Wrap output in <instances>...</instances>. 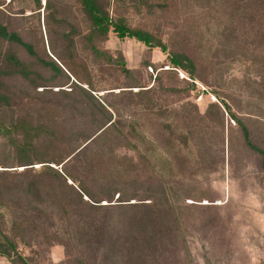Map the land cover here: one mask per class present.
<instances>
[{
    "label": "rangeland",
    "instance_id": "374dc122",
    "mask_svg": "<svg viewBox=\"0 0 264 264\" xmlns=\"http://www.w3.org/2000/svg\"><path fill=\"white\" fill-rule=\"evenodd\" d=\"M101 1L113 23L150 34L166 53L133 39L120 40L111 30L104 39L79 0H50L40 18L34 0H0L1 24L36 54L0 39V95L8 98V104L0 103V185L40 183L44 193L57 199L38 208L56 213L60 204L72 203L77 214L42 219L41 229L32 232L21 222H35L33 216L26 219L34 205L25 201L23 216L16 208L20 201L6 200L0 221L7 235L28 264H264V171L231 118L243 121L251 141L264 150L262 77L234 45L215 35L225 19L216 15L222 22L212 20L207 8L193 0ZM172 53L194 60L193 79L180 70L170 74ZM7 54L41 78L35 84L24 79L6 63ZM38 59L73 67L82 80L69 74L67 83L55 78ZM160 75L162 86L155 79ZM59 80L64 87H53ZM71 83L99 103L117 107L112 120L124 125L118 127L122 134L110 133L87 151L88 156L105 148L102 155L110 156L97 160L106 162L102 170L107 181L122 190L125 201L115 213L90 215L99 222L112 218L119 227L94 231L90 246L85 232H77L89 222L83 218L87 207L80 206L76 194L85 186L98 193L108 182L100 174L96 181L87 176L85 156L73 158L74 144L68 146L67 139H76L82 130L95 131L103 120L83 107ZM16 146L26 152L17 154ZM25 155L32 165L18 164ZM117 196L100 205L118 204ZM82 200L87 201L83 194ZM13 222L24 231L13 230ZM67 226L76 228L75 233L68 236Z\"/></svg>",
    "mask_w": 264,
    "mask_h": 264
},
{
    "label": "trees",
    "instance_id": "16d2710c",
    "mask_svg": "<svg viewBox=\"0 0 264 264\" xmlns=\"http://www.w3.org/2000/svg\"><path fill=\"white\" fill-rule=\"evenodd\" d=\"M106 1V0H105ZM194 3L199 8H207L208 15L211 16L212 20H216L219 22H222V20L214 19L216 15H218L220 18H224L225 22L222 24V26L218 25L214 29V33L216 36H218L221 40H223L227 45H234V47L238 50V54L242 56L248 63L249 67H251V70L255 72L259 77H262L261 86L264 85V0H193ZM42 2H44V6H42ZM223 2V3H222ZM80 6L83 9V12L90 18L92 25L95 29L99 31V34L103 36L104 39L107 38L108 33L110 30L117 36L118 39L122 40L124 38L133 39L144 46H146L149 50L152 49H159L162 53H166V47L161 43H153V39L150 34L139 31V30H131L129 28L124 27L120 23H113L112 20L109 17L108 12L105 9V5H103L101 0H79ZM223 4V6H222ZM219 5V7H218ZM222 7V8H221ZM50 8V0H34V13L37 14V16L40 18V10L43 9V11H47ZM40 21V19H39ZM221 24V23H220ZM201 34V32H200ZM0 39L15 43L17 45H20L25 49V51L30 55H36L32 46L24 43L22 39L16 34V33H9L7 31V28L1 24L0 22ZM6 59V63L9 64L14 71L18 72L24 79L29 80L33 84H35L38 79L41 78L40 73H38L35 70H32L31 67L26 64L25 62H22L19 60L16 56L12 54L4 55ZM71 64V62H69ZM169 63H170V74H173L172 72H175L177 70L183 71L187 73L189 76V79H193L194 72H195V63L194 60L189 57H187L184 54H177L172 53L169 55ZM38 64L42 68H47L50 71L53 72L54 77H63V79L66 80V83L69 81V75L75 76L78 80H80V75L77 73L73 67H66L63 65V68L60 67L55 61L48 59H38ZM62 64V63H61ZM144 65H149V68H151L150 63L146 62ZM123 70L125 73H129L127 69L124 68V64H122ZM67 74H69L67 76ZM54 79V78H53ZM159 85H163L162 80L163 76L160 75V77H155ZM82 80V79H81ZM66 83L57 82V85H53V87H64ZM73 85V83H71ZM38 87L39 84H36L35 87ZM75 89L78 90L80 97H81V103L83 107L90 111L93 116H96L95 112L99 113L102 118V124L100 121L99 126L95 131H90L88 133H85L83 130L79 131L77 133L76 139H67V145L73 146L71 155H74L73 158L80 160L81 156L84 155V171L87 173V176L97 180L96 175L100 174L99 179L105 182L107 181V176L105 175L104 170H102V164L105 163H99L97 160V157H105L108 158L109 156L102 155V152H105V148L103 149H95L93 152L90 153V155L87 156V151L89 149H92L93 146H95L98 143V140H101L102 137H106L108 134H122L119 133V128L121 125V122L119 119H116L113 121L112 116L113 114L116 115L118 112L117 107H114L112 105L108 104H102L99 103L88 91L81 88L78 85H73ZM144 86H141V88ZM132 88V87H130ZM138 88V87H133ZM146 88V87H145ZM163 88V87H162ZM152 88L141 90L140 94L144 95L146 92L150 91ZM163 91H166L168 89L163 88ZM169 90L174 91L175 88H169ZM72 91V90H71ZM5 102L8 104V98L5 95H0V103ZM222 105L224 108L228 111L230 109L228 106L222 102ZM231 118L236 122V124L239 126L244 145L247 149L254 152L261 158V168L264 171V150L256 146L250 138V132L247 128V126L235 117V115H231ZM119 125V126H118ZM120 128H124V125L122 124ZM101 133L95 137V135L100 132ZM190 133V132H189ZM23 147V146H22ZM15 148V151L17 154H24L25 149L24 148ZM98 147V146H97ZM18 149V150H17ZM99 151V152H95ZM24 157V158H23ZM23 157L18 158V164H21V166H27L32 165L33 163L29 161V158L25 155ZM48 172H53V169L47 167ZM56 175L58 173L54 172ZM58 178H61L60 175H58ZM102 185V184H101ZM40 183L38 186H27V185H0V206L6 207V200L11 202V199H17L20 201L19 204H16V208L18 210H22L23 216L27 212L25 211V208L23 207L24 202L28 201L29 203H32L34 205L33 208H31L28 212L29 217L26 219H29L30 217H34L35 222H27L22 221V225H26V229L28 231L32 232H38L41 229L40 221L42 219H53L55 215H62V216H75L77 215L74 211H72L73 207H75L72 203H62V208H60L58 211H53L51 208L50 210L46 209H40L38 208V205H43L46 203V200H52L57 199V195L55 194H48L44 193L41 189ZM118 194L117 196V203L116 205H107V206H101L100 203L103 200H109L112 201L114 194ZM82 194L87 197V201L82 200ZM78 196V199L80 200V206L87 207L84 208V211H86V214L83 215L86 221L89 222V225L86 229L85 227L78 228V231L83 230L85 232V236L89 237V246L90 244H93L94 240V231H100L102 228H105V230H109V227H113V231H116L119 227L117 226V223L113 221L112 218L104 220V221H95V219L91 216H94L98 213V211H109V213H115L116 210H121L125 205H122L121 203L125 202L124 199V193H122V190L119 188H115L113 183H107V185H102V188L100 192L96 193V191L92 188L84 187L81 190V194H76ZM166 196L165 194H163ZM31 200V201H30ZM155 207H158V205H155ZM157 214H161L159 210L155 211ZM169 214V211H167ZM79 216L81 214L78 213ZM80 218V217H79ZM81 220V219H80ZM112 222V223H111ZM141 222V219L139 220V223ZM145 227L147 224H145ZM13 230H21L24 231L21 226L17 222L12 223ZM102 226V227H101ZM5 225L2 221H0V257L5 258L9 261L10 264H17L18 262L21 264H28V260L24 258L18 251V243L10 238L7 235V232L4 229ZM139 228L141 232L144 231V228ZM65 233L72 234L75 233L76 228H72L70 226L65 227ZM70 236V235H68Z\"/></svg>",
    "mask_w": 264,
    "mask_h": 264
},
{
    "label": "crops",
    "instance_id": "0c3cea01",
    "mask_svg": "<svg viewBox=\"0 0 264 264\" xmlns=\"http://www.w3.org/2000/svg\"><path fill=\"white\" fill-rule=\"evenodd\" d=\"M0 264H10V263L5 258L0 257Z\"/></svg>",
    "mask_w": 264,
    "mask_h": 264
},
{
    "label": "built area",
    "instance_id": "2783aa9c",
    "mask_svg": "<svg viewBox=\"0 0 264 264\" xmlns=\"http://www.w3.org/2000/svg\"><path fill=\"white\" fill-rule=\"evenodd\" d=\"M151 70V69H150Z\"/></svg>",
    "mask_w": 264,
    "mask_h": 264
}]
</instances>
